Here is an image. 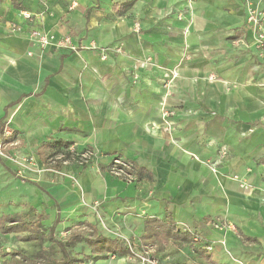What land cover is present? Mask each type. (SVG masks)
<instances>
[{
    "label": "crops",
    "instance_id": "0c3cea01",
    "mask_svg": "<svg viewBox=\"0 0 264 264\" xmlns=\"http://www.w3.org/2000/svg\"><path fill=\"white\" fill-rule=\"evenodd\" d=\"M251 9L264 0H0V128L40 153L66 142L98 155L80 171L83 206L70 183L53 185L93 225L98 208L129 235L173 221L210 240L214 264H264V60ZM33 30L53 42L41 48ZM63 35L84 48H57ZM117 157L134 181L109 171Z\"/></svg>",
    "mask_w": 264,
    "mask_h": 264
},
{
    "label": "rangeland",
    "instance_id": "374dc122",
    "mask_svg": "<svg viewBox=\"0 0 264 264\" xmlns=\"http://www.w3.org/2000/svg\"><path fill=\"white\" fill-rule=\"evenodd\" d=\"M70 150L73 152L75 147L70 146ZM73 153L67 157L63 148H46L40 153L19 137L3 144L0 141V216L22 213L25 221L29 223V228L22 232L4 234L0 231V264H39L46 258L51 261L64 259V252L50 237L52 226L56 240L66 241L75 231L86 235L93 233L88 223H94L88 222L83 213L76 212L72 202L57 198L53 187L54 184L70 183L71 187L79 191L82 202L83 183L80 171L84 166L96 167L98 155L88 148ZM61 161L64 166L58 167ZM81 204L84 205L83 202ZM92 206H98V202L94 201ZM92 211L100 225L98 228V224H95L99 233L120 238L138 252L153 254L166 264H214L208 256L212 249L204 248L206 244L212 246V243L199 232L191 231L203 237V244L182 241L171 236L144 239L143 233L129 235L113 230L99 215V208ZM211 224L222 229L232 225L218 219L211 220ZM37 230L39 237H34L33 231ZM67 250L72 256L83 259V264L112 262L111 252L94 254L85 242L67 245ZM23 256L30 257L33 262L28 263ZM130 262L140 264L135 260Z\"/></svg>",
    "mask_w": 264,
    "mask_h": 264
},
{
    "label": "trees",
    "instance_id": "16d2710c",
    "mask_svg": "<svg viewBox=\"0 0 264 264\" xmlns=\"http://www.w3.org/2000/svg\"><path fill=\"white\" fill-rule=\"evenodd\" d=\"M14 140V135L6 134L5 126L1 124L0 128V141L1 144L6 142H11ZM60 145V143L55 144ZM54 145V146H55ZM63 145L66 150V156L68 154H74V151H78L79 149H75L73 152L70 150L71 144L63 142ZM92 151V149L90 148ZM128 161V160H127ZM131 163V161H129ZM132 169H128L130 173L135 174V166L132 163ZM58 167L64 166L63 161L57 165ZM86 167V166H84ZM112 167V163L109 165V171ZM10 171L11 169L7 167ZM120 179H123L122 177ZM125 180V179H123ZM89 226L92 227L93 233L86 235L83 232L75 231L69 235L66 241L56 240L55 236L53 235L54 227H51V234L50 237L53 239L57 244L60 246L62 251L64 252L65 258L62 260H55L51 261L50 259H44L39 264H83L84 260L81 258H77L72 256L69 251L67 250V245H75L79 242H85L91 249L92 253L99 254L101 252H115V253H128L130 251V245L120 238H113L101 234L97 231V227L91 223H88ZM29 228V223L25 221L24 216L22 213H14L9 215H2L0 216V231L4 234L12 233V232H22ZM34 237H39V231H33ZM168 237L171 236L175 239H180L182 241L192 242L194 240V233L189 230H182L177 226V224L173 221L164 222L159 218H149L146 221V229L145 234L143 235L144 239H149L152 237ZM27 262H33L30 257L23 256ZM30 264V263H29Z\"/></svg>",
    "mask_w": 264,
    "mask_h": 264
},
{
    "label": "built area",
    "instance_id": "2783aa9c",
    "mask_svg": "<svg viewBox=\"0 0 264 264\" xmlns=\"http://www.w3.org/2000/svg\"><path fill=\"white\" fill-rule=\"evenodd\" d=\"M28 17H31V15H27ZM247 22L249 27L253 30L255 33V40L256 44L259 49V53L261 58L264 60V10L261 9H251L248 16H247ZM139 26V23H137V28ZM9 29L12 32H19L21 31V26H19L16 23H11L9 25ZM31 36L37 40L38 44L41 48H45L48 45H50L53 42V36L47 32H41L37 30H33L31 32ZM55 46L57 48H64L71 51H77L81 48H84V46L75 43L71 35H63L59 40L56 41ZM96 47V46H95ZM101 50L102 58L107 57V52L110 48L105 47H99ZM122 46L115 47L116 51L122 50ZM210 78H214L213 75L210 76ZM171 80H169L170 82ZM165 116H168L170 121L168 120V128L169 125L173 126L174 121L172 120L173 117V111L167 110L165 111ZM170 129V128H169ZM76 149V148H75ZM132 163L129 161L122 159L120 157H117L112 162V167L110 169V172L114 174L118 178H123L125 181L132 182L136 179L135 174L130 173L128 169H132ZM229 227L234 228L232 225H229ZM203 244V237L200 234H194V240L193 242ZM130 245V244H129ZM130 251L127 253V258L131 260H135L139 262L140 264H166L162 262L157 256L147 253V252H138L134 249L132 245H130ZM204 248L212 249V246L209 244H206ZM118 254L117 253H110V259L112 262L110 264H116L114 263L115 260H117Z\"/></svg>",
    "mask_w": 264,
    "mask_h": 264
}]
</instances>
